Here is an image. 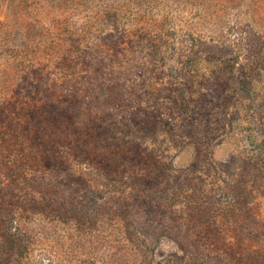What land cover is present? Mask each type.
<instances>
[{"label":"rangeland","instance_id":"374dc122","mask_svg":"<svg viewBox=\"0 0 264 264\" xmlns=\"http://www.w3.org/2000/svg\"><path fill=\"white\" fill-rule=\"evenodd\" d=\"M0 264H264V0H0Z\"/></svg>","mask_w":264,"mask_h":264},{"label":"trees","instance_id":"16d2710c","mask_svg":"<svg viewBox=\"0 0 264 264\" xmlns=\"http://www.w3.org/2000/svg\"><path fill=\"white\" fill-rule=\"evenodd\" d=\"M69 27V26H68ZM71 31V27H69V38H82V36H83V34H81L82 32L84 33V31H82V32H79L77 29H76V31L72 28V32H70ZM164 36H166V34H164ZM236 85H237V87H236V89H237V91H239V93H240V95H247V91H246V89H245V86L243 85V84H241L240 82H237L236 83ZM251 97V96H250ZM249 97V98H250ZM69 114V113H68ZM99 114L97 113V116H98ZM141 121H144V118L141 120ZM26 127H27V132H28V134L29 133H31V131H32V127L34 126V125H32V124H28V125H25ZM62 133H65V131H62ZM22 132H21V134L19 133V136H22ZM58 135V134H57ZM58 137H59V135H58ZM61 138H63V140H60L61 141V144L62 143H64L65 141H68V142H70L71 141V138H70V135H68V136H61ZM65 140V141H64Z\"/></svg>","mask_w":264,"mask_h":264}]
</instances>
